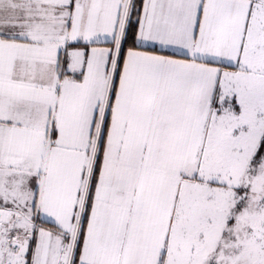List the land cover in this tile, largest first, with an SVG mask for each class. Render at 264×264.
I'll return each instance as SVG.
<instances>
[{
    "label": "snow or ice",
    "instance_id": "1",
    "mask_svg": "<svg viewBox=\"0 0 264 264\" xmlns=\"http://www.w3.org/2000/svg\"><path fill=\"white\" fill-rule=\"evenodd\" d=\"M0 264H264V0H0Z\"/></svg>",
    "mask_w": 264,
    "mask_h": 264
}]
</instances>
